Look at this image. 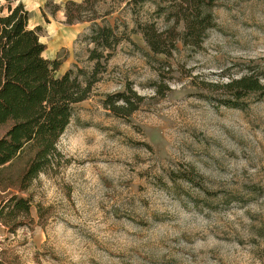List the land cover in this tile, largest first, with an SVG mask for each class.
<instances>
[{
    "label": "rangeland",
    "instance_id": "rangeland-1",
    "mask_svg": "<svg viewBox=\"0 0 264 264\" xmlns=\"http://www.w3.org/2000/svg\"><path fill=\"white\" fill-rule=\"evenodd\" d=\"M67 1L19 0L43 57L61 61L57 77L92 72V26L131 41L74 108L58 168L26 193H1L30 196L33 222L13 234L0 226V264H264V95L241 109L220 103L222 85L264 68V0H218L202 48L178 42L171 56L133 31L164 28L150 4L102 1L94 23L66 25Z\"/></svg>",
    "mask_w": 264,
    "mask_h": 264
},
{
    "label": "trees",
    "instance_id": "trees-1",
    "mask_svg": "<svg viewBox=\"0 0 264 264\" xmlns=\"http://www.w3.org/2000/svg\"><path fill=\"white\" fill-rule=\"evenodd\" d=\"M119 2L125 7L150 4L154 16L162 19L164 28L153 20L136 22V28L153 54L171 56L178 42L193 50L202 48L206 35L216 28L213 9L218 0H68L63 5L65 24L94 23L98 20L96 7L100 2ZM57 10L59 7L55 6ZM134 11V9H133ZM30 12L22 3L0 6V226L9 234L30 226L32 198L15 193H26L42 173L60 165L61 154L56 148L58 141L72 120L76 105L85 102L99 76L106 72L108 61L125 38L114 28L92 26L87 41L93 45L88 60L94 62L90 74L77 70L61 77L56 71L59 59L50 61L43 57L46 45L40 42L41 28L28 27ZM251 67L229 83L222 85L227 98L220 103L233 109H241L240 101L248 95H264V68ZM83 76V80H79ZM115 102H124L127 114L130 100L123 93L115 95ZM108 96L107 106L114 105ZM17 167L18 170H14Z\"/></svg>",
    "mask_w": 264,
    "mask_h": 264
},
{
    "label": "crops",
    "instance_id": "crops-1",
    "mask_svg": "<svg viewBox=\"0 0 264 264\" xmlns=\"http://www.w3.org/2000/svg\"><path fill=\"white\" fill-rule=\"evenodd\" d=\"M17 3H19V0H18V2ZM23 3V2H22Z\"/></svg>",
    "mask_w": 264,
    "mask_h": 264
}]
</instances>
